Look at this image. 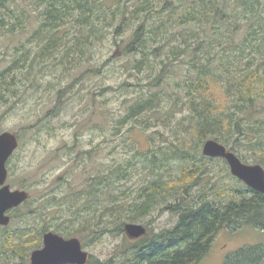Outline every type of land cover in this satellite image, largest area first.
I'll list each match as a JSON object with an SVG mask.
<instances>
[{"label":"trees","instance_id":"1","mask_svg":"<svg viewBox=\"0 0 264 264\" xmlns=\"http://www.w3.org/2000/svg\"><path fill=\"white\" fill-rule=\"evenodd\" d=\"M136 2L139 4L132 8L119 0L114 10H111L103 1L97 0H44L46 6L36 15L40 25L35 35L42 36L47 32L50 38L43 42L47 45L43 46L40 56L39 54L31 55L25 45L16 48V52L20 55L0 72V105L4 106L11 100L15 101L26 93L22 87L24 81L26 88V82L33 81L32 71L45 63V60H53V54L58 51L61 41L51 39H54V35L58 34L59 29L68 22V17L73 18L74 12L77 11L80 13L78 17L80 26L86 27L85 31H81V34H84V40L74 41L71 47H64L66 59L71 54L77 55L76 61L71 65L73 68L86 55L85 45L90 42L89 40H100L105 35V31L110 28H113L115 41L137 22L129 41L123 45L121 52L144 54L134 65L139 71L144 69L148 55L159 53L161 48L171 43L170 39L176 37L175 34L181 37L180 40L182 36L184 37V40H181L182 43L174 45L169 50L168 59L161 62V69L151 81L157 91L136 100L128 108V112L115 130H119L138 116L158 111L164 93L163 88L169 85V76H175L169 74L171 67L179 62V58L187 50L202 51L201 57L206 59V65L199 63L200 56L195 57L194 60L197 62H193V65L200 69L195 75L189 76L188 80L191 82L176 83L174 92L176 99L168 110L170 116L176 113V107L182 100L181 93L186 90V100L183 101L180 110L184 115L176 123V130H174L175 134L183 135L185 138L180 137L178 144H172V146H154L151 150L139 155L138 159H141L145 165L143 173L148 174L146 183L136 190L127 188L125 191H120L123 182L134 172L132 167L136 159L132 157L124 165L118 164L112 169L101 166V169L91 179L89 178L88 187H84L85 193L77 192L72 194V198L59 200L65 208L67 206L68 209H75L73 213L77 229L78 227L85 231L91 229L93 240L109 232L108 226L112 233L123 236L126 223H141L144 218L156 211L170 212L177 216L175 227L158 234L151 233L150 237L145 236L133 243L123 236L128 248L121 252L118 264H197L209 249L215 233L220 229L236 228L240 223L238 221H242L249 227L264 230V195L249 191L250 189L246 187V190L252 193L250 198L223 203L217 192L211 195V201L208 195L202 201H189L196 192L195 188L200 187L204 178L203 160H212V158L201 156L197 151L206 140L212 139L219 142L236 153L241 161L244 158L235 146L237 142H241V138L247 142L251 141L247 146L242 143L240 149H244L240 151L260 152L261 156L258 159L254 155L253 157L255 163L264 167V104L256 102L257 98L264 100V92L256 93L257 89L254 86L256 77L261 80L260 65L249 71L254 61L264 59V0H159L158 6H155L157 3L153 0H137ZM0 10L4 12L0 18V30H6L8 34L13 33L16 27L10 24L13 17L8 0H0ZM166 12H168L167 20H150L153 16H160ZM108 15H110L108 25L95 23L100 19L105 21ZM23 18H25L24 15ZM19 19L21 18L17 20ZM117 21L116 26L114 24ZM242 21L246 24L243 25ZM187 23L198 24L197 31H192L194 46H186L188 35L185 36V34L188 33L181 29L178 31L177 26ZM19 27L22 28V26ZM243 29L246 30L242 31ZM63 34L67 36L68 31H64ZM197 34L205 36L204 39L196 40ZM237 36H241L240 41H236ZM115 45H118L117 42ZM149 45L157 47L148 52ZM219 53L218 67L211 66L212 59H216L215 54ZM64 62L60 60L53 64L51 69L55 70L57 66L64 65ZM108 62L109 60L103 64L106 65ZM210 67L212 69L209 70ZM101 69L102 65L94 73L99 75ZM239 69L242 74L238 77L236 72ZM14 80L20 84L17 88H13ZM63 90H59L51 114L54 113L53 110L57 112L61 108V96L65 92ZM216 90H220L225 97V102L227 101L222 106L214 95ZM105 91L108 90L102 89L100 94ZM148 121L150 120L141 123L144 130L153 127ZM250 136L253 140H248ZM208 186H210L208 191L214 189L215 192V185ZM230 190L237 191L239 194L245 193L241 188ZM82 199L85 201L84 206L79 209L78 204ZM55 201L57 200L54 197L47 199L44 209L51 208ZM29 202L30 198L23 204L26 205ZM14 210L17 212L19 207ZM91 210L93 215L101 214L91 217L92 221L96 219L97 224L95 223V227L92 228L90 224L81 226L86 220H81V216L84 212L88 213ZM80 220L82 223L78 226ZM109 221L111 223H108ZM8 227L0 230V243L8 247L20 244L24 240L22 236H19L21 230L16 228L8 232L10 229ZM58 230L59 228L55 232L64 237L73 234L72 231ZM4 232L8 234L4 235ZM90 242L92 240L84 241L83 245L86 246ZM262 259L261 249L251 247L231 255L225 264H261ZM87 264H107V262H95L92 257H89Z\"/></svg>","mask_w":264,"mask_h":264},{"label":"rangeland","instance_id":"2","mask_svg":"<svg viewBox=\"0 0 264 264\" xmlns=\"http://www.w3.org/2000/svg\"><path fill=\"white\" fill-rule=\"evenodd\" d=\"M8 1L13 17L10 24L16 29L11 34L5 32L6 30H0V72L18 58L20 54L16 52V48L25 45L31 55L39 54L40 56L43 46L47 45L43 42L50 38L47 32L42 36L35 35L40 25V20L36 15L46 6L44 0ZM97 1H103L108 6L107 8L114 10L119 0ZM120 1L132 8L139 4L136 2L137 0ZM153 2H156L155 6H158L159 0H153ZM96 13L98 14V11ZM3 14V10H0V18ZM79 15L80 13L77 11L74 12L73 18L68 17V22L59 29L58 34L54 35V39H51L61 41L58 51L53 54L54 61L45 60V63L32 71L33 81L26 82L28 90L24 86L25 81L22 85L26 93L15 101L11 100L4 106L0 105V134L3 132L13 133L18 136L19 142L14 156L9 161L12 172L7 183L12 189L24 190L30 196L28 204H23L19 206L17 212L13 210L8 214L11 219L9 227L7 226L10 228L8 232L17 228L21 230L19 236H22L24 240L12 247L0 243V264H30V255L34 250L42 248L43 234L46 232H53L64 239L76 238L81 242V245L84 241L92 240L86 246H82V249L88 253V259L92 257L95 262L118 264L121 252L128 248L124 241L126 235L124 234L123 237L114 234L108 226L109 232L107 231L93 240L91 229L89 231L80 229V227L77 229L73 213L75 209H68L67 206L65 208V205H62L59 200L72 198V194L77 192L85 193L89 178L91 179L101 169V166L112 169L118 164L124 165L132 157L136 159L132 167L134 172L130 178L123 182L120 191H125L127 188L136 190L148 180V174L143 173L145 165L141 159H138L139 155L151 150L154 146H172V144H178L180 137L185 138L183 135L175 134L174 130H176V123L184 115L180 110L183 101L186 100V90L181 93L182 100L176 107V113L170 116L168 110L176 99L174 95L176 83L191 82L188 80L189 76L195 75L200 69L193 65V62H197L194 60L195 57L200 56L199 63L206 65V59L201 57L202 51L187 50L179 58V62L171 67L169 74L175 76H169V85L163 88L164 93L158 111L138 116L119 130H115L120 120L128 112V108L136 100L142 96H148L150 92L157 91L151 81L161 69V62L168 59L169 50L174 45L182 43L181 40H184V37L182 36L180 40L181 37L175 34L176 37L170 39L171 43L161 48L160 54L148 55L144 69L139 71L135 69L134 65L144 54L136 53L134 55L121 52L123 45L129 41L137 22L115 41L113 28H110L105 31V35L100 40H89L90 42L85 45L87 47L86 55L73 68L71 65L76 61L77 55L71 54L66 59L64 47H71L74 41L84 40V34H81V31H85L86 27L80 26ZM5 17L8 19L7 16ZM142 17L140 16V19ZM18 18L21 19L17 20ZM93 19L96 20L94 16ZM160 19L167 20L168 12L162 13L160 16L155 15L150 20ZM109 20L110 15L106 16L105 21L100 19L95 23L108 25ZM117 24L118 21L114 25L117 26ZM242 24L244 25L246 22L242 21ZM177 27L178 31L181 29L188 33L185 34V36L188 35L186 46H194L192 31H197L198 24L187 23ZM66 30L68 35L64 36L63 33ZM198 35H196V40L199 41L205 37L200 35L198 37ZM240 40L241 36H237L236 41ZM115 42L120 47L115 45ZM156 47L149 45L147 51L151 52ZM215 57L216 59H212L211 66L218 67L220 53L215 54ZM60 60L65 61L64 65L57 66L55 70L51 69L52 65ZM108 60L109 62L104 65L103 63ZM252 64L249 71L260 65L259 77L261 80L256 77L254 86L257 89L256 93L261 94L264 92V59L254 61ZM101 65V73L97 75L94 71ZM241 74L239 69L236 75L239 77ZM207 80L212 84L209 79ZM13 82V88L20 86L18 81L14 80ZM105 88L108 91L100 94V91ZM62 89L65 92L61 96V108L57 112L53 110L54 113L51 114L58 92ZM214 95L220 106L227 102L220 90L214 91ZM228 102L230 103V101ZM256 102L264 104V100L261 98H257ZM145 120H150L148 122L153 125L151 129H143L141 123ZM240 140L241 142H237L235 149L244 158L241 162L247 165L258 164L255 163L253 155L258 159L261 153L240 151L244 149H240L242 143L245 146L251 143V141L247 142L242 138ZM248 140H253V138L250 136ZM186 141H189L188 138ZM202 146L203 144L197 150L201 156H203ZM203 164L204 178L200 187L195 188L196 192H200H195L189 201H202L207 195L211 201V195L217 192L223 203L252 196V193L246 190L247 186L231 175L225 160H203ZM174 165L176 166L177 163ZM206 183L215 185V192L214 189L208 191L210 186ZM231 188H241L245 193L239 194L237 191L230 190ZM53 197L57 201L53 202L51 208L44 209L46 200ZM84 202V199L79 202V209L83 208ZM97 215L101 214L93 215L92 210L88 213L84 212L81 220H86L82 225L80 220L78 226L90 224L91 228L95 227L97 221L96 219L92 221L91 217H97ZM238 222L240 223L236 228L224 227L215 233L209 249L197 264H225L231 255L241 249L251 247L261 249L263 255L261 264H264V230L249 227L242 221ZM135 224L147 227L146 237H150L151 233L158 234L175 227L177 216L170 212L159 213L156 211L144 218L143 222ZM0 227V230L4 229L3 226ZM57 228L60 232L72 231L73 234L64 237L55 232ZM63 229L67 231H62ZM8 232H4V235H7Z\"/></svg>","mask_w":264,"mask_h":264},{"label":"water","instance_id":"3","mask_svg":"<svg viewBox=\"0 0 264 264\" xmlns=\"http://www.w3.org/2000/svg\"><path fill=\"white\" fill-rule=\"evenodd\" d=\"M187 1V0H186ZM18 148L17 136L13 133L0 134V226H8V211L17 208L30 197L24 190H10L6 185V162ZM202 154L209 158L224 159L233 177L243 182L251 190L264 195V168L259 165H247L224 145L209 139L203 143ZM124 234L130 241L139 240L147 235L143 225L126 223ZM88 253L82 249L76 238L64 239L53 232L43 234V246L30 255V264H86Z\"/></svg>","mask_w":264,"mask_h":264},{"label":"flooded vegetation","instance_id":"4","mask_svg":"<svg viewBox=\"0 0 264 264\" xmlns=\"http://www.w3.org/2000/svg\"><path fill=\"white\" fill-rule=\"evenodd\" d=\"M15 153V152H14ZM14 156V154L8 159V161L6 162V171H7V180H6V185H8L9 187H10V185L7 183V181H8V179L10 178V176H11V172H12V170H11V168H10V164H9V161H10V159L12 158ZM264 168V167H263ZM249 189V188H248ZM10 190H14V189H12L11 187H10ZM249 191H253V190H249ZM263 195V194H262ZM12 210H14V209H12ZM12 210H10V211H8V213H7V215L9 214V213H11L12 212ZM218 232V231H217ZM216 232V233H217Z\"/></svg>","mask_w":264,"mask_h":264}]
</instances>
